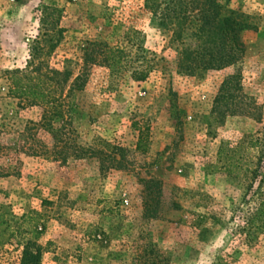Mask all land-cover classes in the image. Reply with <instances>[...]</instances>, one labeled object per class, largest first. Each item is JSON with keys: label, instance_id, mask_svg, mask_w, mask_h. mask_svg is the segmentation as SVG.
<instances>
[{"label": "rangeland", "instance_id": "rangeland-1", "mask_svg": "<svg viewBox=\"0 0 264 264\" xmlns=\"http://www.w3.org/2000/svg\"><path fill=\"white\" fill-rule=\"evenodd\" d=\"M217 1L254 27L239 63L202 70L181 53L200 44L194 32L174 39L160 25L174 6L0 0V264H20L27 241L40 264H264V233L247 223L261 190L217 161L223 145L253 168L248 141L264 137V0ZM44 6L59 11L53 30ZM109 48L122 54L113 68ZM31 58L69 73L61 102L9 95V73L31 71ZM232 74L246 114L214 117ZM150 181L161 183L156 218L143 212Z\"/></svg>", "mask_w": 264, "mask_h": 264}, {"label": "trees", "instance_id": "trees-1", "mask_svg": "<svg viewBox=\"0 0 264 264\" xmlns=\"http://www.w3.org/2000/svg\"><path fill=\"white\" fill-rule=\"evenodd\" d=\"M190 2L192 4L191 10H197L194 14L191 11L185 13L186 10L182 9L183 6L187 9L186 0H144V7L156 11L161 7L170 8L174 6L170 12L162 11L160 13V25L165 28L174 25L175 29L172 31L174 39H180L185 30L194 32L200 44L195 49L186 47L181 51L184 60L190 66H197L202 70H217L239 63L244 53L240 34L254 27L249 22L250 17L220 4L217 0H190ZM58 18L59 11L57 9L47 6L42 8L40 22L44 26L48 25L50 30L56 28ZM49 42V48L52 50L56 46V42L54 43L53 39H49ZM106 57L108 61H111L109 67L113 68L120 63L122 54L119 49L109 48ZM33 65L31 71L16 69L9 73V95L34 105L61 102L59 89L68 82L69 73L46 68L43 61L34 64V58H31L27 62V66ZM145 78L146 75H140L135 80L143 81ZM238 80L239 76L236 74L229 75L224 79L219 93L214 99L211 111L214 117L223 118L246 114ZM255 117L258 122L261 121L260 113ZM248 145L257 149L256 162L253 168L244 163L242 157L236 159L232 155L227 156L228 152H225L227 150L223 145L219 147L217 152V161L226 157V161L220 165L221 170L236 178L249 179L251 184L257 182V189L261 190L259 201L248 217L247 223L250 230L264 233V137L253 139L251 136ZM140 148V144H138V150H141ZM244 165L246 167H243ZM148 184L150 186L147 187L148 191L143 197V212L148 218H156L162 193L161 183L150 181ZM41 254L40 245L34 241H27L22 251L20 264H40Z\"/></svg>", "mask_w": 264, "mask_h": 264}]
</instances>
